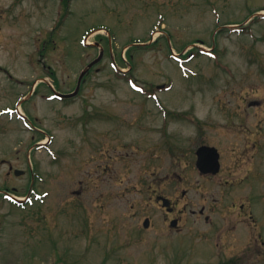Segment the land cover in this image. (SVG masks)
<instances>
[{
  "label": "rangeland",
  "instance_id": "rangeland-1",
  "mask_svg": "<svg viewBox=\"0 0 264 264\" xmlns=\"http://www.w3.org/2000/svg\"><path fill=\"white\" fill-rule=\"evenodd\" d=\"M68 2L0 0V264H216L205 215L221 222L224 190L200 177L194 152L229 154L238 142L222 133L245 132L243 204L261 221L264 0ZM96 28L110 33L86 36ZM101 51L74 98L53 96ZM30 190L19 206L4 196ZM157 196L192 237L167 236Z\"/></svg>",
  "mask_w": 264,
  "mask_h": 264
},
{
  "label": "flooded vegetation",
  "instance_id": "flooded-vegetation-1",
  "mask_svg": "<svg viewBox=\"0 0 264 264\" xmlns=\"http://www.w3.org/2000/svg\"><path fill=\"white\" fill-rule=\"evenodd\" d=\"M221 136L225 143L233 140V137L236 136L238 143L236 148H233L234 152L232 151L228 154L221 152L219 148L213 145L201 144L200 146L205 145L217 149L219 170L214 175H202L196 169L200 177L206 180L218 177L219 184H222L221 187L224 190L223 207L221 208L222 210H218L221 222L210 224L209 215H205L207 225L211 226L206 231V236L216 237L217 239L216 264H264V210H257L261 220L257 222L252 214V207L250 205L246 207L243 204L252 194V141H249L250 139L245 136V132H224ZM197 149L194 152L195 162ZM242 163L248 165V169L243 176L238 172V168ZM238 185H243L244 187L238 189ZM244 188L248 189L247 194L239 196V193L242 194ZM158 198L166 197L157 196ZM230 199L231 201L227 202ZM165 213L172 215L169 220V226L172 229L171 233H167L168 237L182 234H189L192 237L191 232L185 233L184 229L180 227V219L175 216V210L170 200L169 206L165 208ZM204 213L205 210L203 208L198 211L200 216L204 215ZM191 214L194 215L195 211L192 210Z\"/></svg>",
  "mask_w": 264,
  "mask_h": 264
},
{
  "label": "water",
  "instance_id": "water-1",
  "mask_svg": "<svg viewBox=\"0 0 264 264\" xmlns=\"http://www.w3.org/2000/svg\"><path fill=\"white\" fill-rule=\"evenodd\" d=\"M100 54L98 56V58H96L94 61H92L91 63H89L87 65V67L81 72V74L78 77L77 80V85L75 90L72 93L69 94H60V93H56L57 96L61 97V98H71L77 95L81 82L83 80L84 75L87 73V71L93 66L95 65L101 58ZM197 161H196V167L197 169L200 171V173L202 174H207V173H211V174H216L219 170V163H218V153L216 151L215 148L213 147H206V146H202L197 150ZM14 174L16 176L22 174V172L19 171H15ZM163 202V206H168L169 202L166 199H162ZM148 225V221L146 220L144 222V227H147Z\"/></svg>",
  "mask_w": 264,
  "mask_h": 264
},
{
  "label": "trees",
  "instance_id": "trees-1",
  "mask_svg": "<svg viewBox=\"0 0 264 264\" xmlns=\"http://www.w3.org/2000/svg\"><path fill=\"white\" fill-rule=\"evenodd\" d=\"M66 4H67L66 1H64V5H66ZM136 42H138V41H131V44H132V43H136ZM130 49H137V47H136V46H132V47H130V48L127 50V52H128ZM128 55H129V54H128ZM129 58H130V55H129ZM121 62H123V61L121 60ZM116 74H117L119 77H123V76L127 75V74H124V73H120L119 71H117Z\"/></svg>",
  "mask_w": 264,
  "mask_h": 264
},
{
  "label": "bare ground",
  "instance_id": "bare-ground-1",
  "mask_svg": "<svg viewBox=\"0 0 264 264\" xmlns=\"http://www.w3.org/2000/svg\"><path fill=\"white\" fill-rule=\"evenodd\" d=\"M263 14H264V13H263ZM101 32H104V31H101ZM44 143H45V141L42 142V144H44Z\"/></svg>",
  "mask_w": 264,
  "mask_h": 264
}]
</instances>
